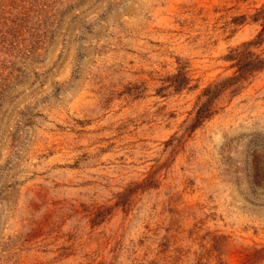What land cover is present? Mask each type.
<instances>
[{"label": "rangeland", "instance_id": "rangeland-1", "mask_svg": "<svg viewBox=\"0 0 264 264\" xmlns=\"http://www.w3.org/2000/svg\"><path fill=\"white\" fill-rule=\"evenodd\" d=\"M263 6L0 0V264H264Z\"/></svg>", "mask_w": 264, "mask_h": 264}, {"label": "trees", "instance_id": "trees-1", "mask_svg": "<svg viewBox=\"0 0 264 264\" xmlns=\"http://www.w3.org/2000/svg\"><path fill=\"white\" fill-rule=\"evenodd\" d=\"M255 18L261 20V31L255 39L243 43L234 49L235 53L230 54L229 58L236 61L235 73L217 80L204 89L196 103L194 116L189 124H185V132L195 130L212 118L218 112L219 101L226 92L232 95L239 93L253 73L264 68V55L252 49L264 41V6L255 14ZM172 78L174 90H182L190 85V78L182 70Z\"/></svg>", "mask_w": 264, "mask_h": 264}]
</instances>
